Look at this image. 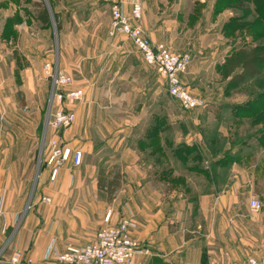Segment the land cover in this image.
Listing matches in <instances>:
<instances>
[{
	"label": "crops",
	"instance_id": "1",
	"mask_svg": "<svg viewBox=\"0 0 264 264\" xmlns=\"http://www.w3.org/2000/svg\"><path fill=\"white\" fill-rule=\"evenodd\" d=\"M136 1L144 11L140 24L153 43L191 54L181 78L206 106L177 113L164 80L134 43L109 35L110 5L101 0L107 39L85 43L62 35L55 61L78 75L74 86L85 91L78 117L84 110L98 114L89 127L104 133L89 138L90 150L79 140L67 142L83 154L106 153L107 165L121 170L122 185L111 201L98 186V171L92 172L93 184L85 185L71 160L57 182L50 181L46 167L29 202L39 125L24 123V131L16 133L7 123L8 138H0V264H57L54 254L96 240L109 210L113 223L128 214L137 220L131 235L145 250L132 264H246L248 257H264V63L260 75L243 83L237 81L242 69L226 68L241 49H264V0L252 12L263 27L248 31L240 28V0H121L125 14ZM246 1L251 6L256 0ZM53 8L61 20L62 7ZM65 131H50L49 137L59 132L64 138ZM180 144L186 150L176 154ZM149 160L157 168L166 164L158 177L168 178H175L174 161L183 162L186 176L198 179L197 196L150 181ZM254 198L263 204L259 211L251 208Z\"/></svg>",
	"mask_w": 264,
	"mask_h": 264
},
{
	"label": "rangeland",
	"instance_id": "2",
	"mask_svg": "<svg viewBox=\"0 0 264 264\" xmlns=\"http://www.w3.org/2000/svg\"><path fill=\"white\" fill-rule=\"evenodd\" d=\"M39 2H43L51 8L49 0H0V138L5 139L4 141L8 138L9 127H7V123L12 125V130L16 133L18 130L16 128H19L20 131L23 130L22 128L25 127L24 123L30 125L26 126L28 128H32V124L35 125L37 123L39 125L38 147L31 163L33 198L28 200L29 202L34 201L35 192H37L40 181H42L40 176L44 171L46 172V167L48 168L43 145L44 135L46 134V121L50 110L64 107L76 114V121L73 127L64 132V134L66 133V137L64 136L65 141H70V138L79 140V144L83 148V145L86 146L88 144L89 138L93 139L96 137L95 135H98L99 138L104 137L103 131H95L93 127H89V125L93 126L94 121L96 122L95 118L100 117L98 114H88L84 110L78 117L76 107L84 101L85 91L80 86H74L78 75L70 70L67 73L60 69L55 61V56L57 48L62 41V35L66 40L77 37L85 43L106 40L107 8H105L101 0H52V4L55 7H62L63 9L59 13L61 20H58L57 25L54 19L55 12L51 8V22L48 26H42L35 19V5ZM244 4L246 8H241V15H243L240 21L241 30L248 31L251 26H255L258 29L262 28L261 19L258 16L255 18L252 16L255 6L258 5V0L254 4H250L251 6H248V2ZM63 7L71 8V10L74 8V10H69L65 13ZM15 10L17 11L16 15L9 16ZM19 11L22 12L20 13ZM78 29L79 31L75 33ZM109 35L112 38H119V41L132 42L125 35H111L110 30ZM11 39H14L13 44ZM180 42L182 43V41L175 43L178 45ZM170 51L174 54L184 53L183 50L174 51L170 49ZM47 63H51L54 67L57 65L60 70L72 77L73 85L70 89H82L84 91L82 100L73 102L66 100L61 101V104H59L58 101L60 99L52 96L51 81L49 74L45 70ZM174 106L177 113H179L178 110L182 108L181 105L175 101ZM77 125H83V129L72 131ZM58 133L57 136H59ZM105 134L107 136V132ZM86 149L90 150V146H86ZM174 162L175 178L173 176L168 178L167 174L164 177H158V172L160 173L167 168L166 164L164 166L158 165L157 168V164L152 162V160L146 161L145 167L149 180L163 186L170 184L171 187L180 192L185 190L184 194L189 198L197 196L193 190L198 186V179L195 180L186 176L183 162ZM100 169H103L106 174L108 171H112V174L117 171L121 173L119 167L107 165L106 153L96 156L94 153L84 152L82 164L73 167L74 172H80L85 185L93 184L94 175L92 172L97 170L99 174ZM152 173L154 176H152ZM66 184L67 182H65ZM116 196L117 193L115 192L111 201Z\"/></svg>",
	"mask_w": 264,
	"mask_h": 264
},
{
	"label": "built area",
	"instance_id": "3",
	"mask_svg": "<svg viewBox=\"0 0 264 264\" xmlns=\"http://www.w3.org/2000/svg\"><path fill=\"white\" fill-rule=\"evenodd\" d=\"M110 5L111 35L127 36L141 52L145 63L153 68L165 80L168 95L177 101L184 110H195L206 106V102L194 96L182 81V74L188 69L192 56L189 52L174 54L164 44L153 43L140 21L143 17V6L140 2L132 4L131 13L127 15L122 9L121 0H103ZM51 80L52 96L61 101H80L84 97L82 89H70L73 79L51 63L45 65ZM76 121V114L64 107L50 110L46 121L43 152L50 171V181L57 182L63 167L72 160L75 166L83 162L84 154L80 149L72 148L63 137H49L50 131H65ZM50 203V198H44ZM263 204L258 198L251 201V208L259 211ZM2 214L0 204V215ZM138 226L132 214L124 215L113 223V211L109 210L103 220L96 240L85 246L69 245L66 250L54 254L57 264H132L135 255L145 249L133 239L131 231ZM50 255V250L49 254ZM20 254L13 261L18 262ZM246 264H264V257H248Z\"/></svg>",
	"mask_w": 264,
	"mask_h": 264
},
{
	"label": "trees",
	"instance_id": "4",
	"mask_svg": "<svg viewBox=\"0 0 264 264\" xmlns=\"http://www.w3.org/2000/svg\"><path fill=\"white\" fill-rule=\"evenodd\" d=\"M52 11L54 12L52 2L49 0ZM246 0H240L238 5L241 8H246ZM35 19L42 26H48L51 22V13L43 2H39L35 5ZM54 19L58 25V17L54 14ZM264 63V49L251 48L241 49L237 54L232 56L228 62L226 68L229 73L233 72L236 68L242 69V72L237 76V81L240 83L245 82L248 78L258 76L261 74V65ZM236 79V78H235ZM186 150L184 144L176 146V154H180ZM122 175L119 171L115 174L111 172L105 173L103 169H100L98 174V186L101 190L105 191L109 199L111 200L114 193L121 187Z\"/></svg>",
	"mask_w": 264,
	"mask_h": 264
},
{
	"label": "water",
	"instance_id": "5",
	"mask_svg": "<svg viewBox=\"0 0 264 264\" xmlns=\"http://www.w3.org/2000/svg\"><path fill=\"white\" fill-rule=\"evenodd\" d=\"M48 8H49V6H48Z\"/></svg>",
	"mask_w": 264,
	"mask_h": 264
}]
</instances>
